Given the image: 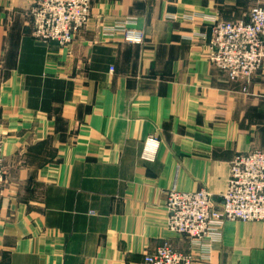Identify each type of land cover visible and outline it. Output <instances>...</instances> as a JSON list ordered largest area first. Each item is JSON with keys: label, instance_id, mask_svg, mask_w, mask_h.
I'll return each mask as SVG.
<instances>
[{"label": "crops", "instance_id": "0c3cea01", "mask_svg": "<svg viewBox=\"0 0 264 264\" xmlns=\"http://www.w3.org/2000/svg\"><path fill=\"white\" fill-rule=\"evenodd\" d=\"M33 2L0 0V264H145L165 239L192 264H264V222L227 221L202 260L165 209L173 187L220 204L234 156L264 149V64L229 80L201 20H241L264 0H92L66 46L32 36ZM128 18L143 44L105 34Z\"/></svg>", "mask_w": 264, "mask_h": 264}, {"label": "built area", "instance_id": "2783aa9c", "mask_svg": "<svg viewBox=\"0 0 264 264\" xmlns=\"http://www.w3.org/2000/svg\"><path fill=\"white\" fill-rule=\"evenodd\" d=\"M91 5L92 0H34L29 12L32 36L41 43L70 44L88 24ZM201 20L211 30L207 45L209 61L229 80L248 84L264 64V6L251 8L245 18L237 21L204 16ZM103 30L109 35L120 33L124 41L133 44H143L145 40V30L138 28L133 18L117 21ZM200 36L205 38V34ZM3 144L0 134V197L7 181ZM159 146L156 137H148L142 158L154 160ZM165 209L168 231L186 236L200 259L209 260L223 240L227 221L264 222V149L234 156L220 204L206 188L182 191L173 187L166 193ZM194 257L193 251L181 252L165 239L144 257V263L192 264Z\"/></svg>", "mask_w": 264, "mask_h": 264}, {"label": "rangeland", "instance_id": "374dc122", "mask_svg": "<svg viewBox=\"0 0 264 264\" xmlns=\"http://www.w3.org/2000/svg\"><path fill=\"white\" fill-rule=\"evenodd\" d=\"M255 7V6H254ZM253 8V7H252ZM3 137V136H2ZM5 169V168H4ZM5 172H6V170H5ZM7 182V181H6ZM6 184V183H5ZM5 186V185H4ZM4 189V188H3Z\"/></svg>", "mask_w": 264, "mask_h": 264}]
</instances>
